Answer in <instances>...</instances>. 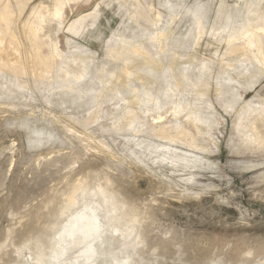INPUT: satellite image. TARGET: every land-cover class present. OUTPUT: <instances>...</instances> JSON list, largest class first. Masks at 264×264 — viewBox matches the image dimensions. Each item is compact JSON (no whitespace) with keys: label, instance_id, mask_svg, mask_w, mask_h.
Segmentation results:
<instances>
[{"label":"rangeland","instance_id":"obj_1","mask_svg":"<svg viewBox=\"0 0 264 264\" xmlns=\"http://www.w3.org/2000/svg\"><path fill=\"white\" fill-rule=\"evenodd\" d=\"M6 9L0 49L50 73L0 68V264H57L49 255L86 201L118 260L264 264V64L230 52L225 30L264 20V0H0ZM185 64L201 83L183 80ZM225 75L240 87H218ZM99 187L121 206L114 216Z\"/></svg>","mask_w":264,"mask_h":264},{"label":"bare ground","instance_id":"obj_2","mask_svg":"<svg viewBox=\"0 0 264 264\" xmlns=\"http://www.w3.org/2000/svg\"><path fill=\"white\" fill-rule=\"evenodd\" d=\"M8 13H9L8 9H6L4 13H0V28L3 27V29H0V44L1 45H3V43H5V42H8V36H7L8 26L6 23L7 22L6 20L8 18V16H7ZM52 16L54 18L55 17L56 18H62L64 16V14L59 8H57L54 11V13L52 14ZM81 19H83V17H81L78 20H75L68 27V30H70V31L73 30L77 21H79ZM195 19H196V24L200 25L202 23V21H201L202 17L200 15H197V13H195ZM43 21H44V19L38 18L32 25L28 26L27 30L29 31V34H30L29 39H30V43H31V50L37 51V49L39 47L38 43H39L40 37H39L38 24L40 22H43ZM225 30L229 31V38L227 40V44H228V49L230 52L245 51L248 54L254 55L255 59L259 63L264 64V20H261L259 22H253V20L249 19V17H245L241 24H234V23H231L230 21H228L227 27ZM213 31L214 32L212 35L214 37L217 36L218 30H213ZM200 33H201V31H200ZM1 47L2 46H0V48ZM146 49H147L146 47H143L141 49H132L131 52L134 54V56L135 55L139 56L144 51L146 52ZM254 49H256L257 54L254 53V51H253ZM115 51L116 50H114L113 52H115ZM126 51L129 54L130 49H127ZM82 52H86V51L82 50ZM125 54H127V53L125 52ZM132 55H130V56H132ZM57 56H60L58 50H56V57ZM13 57L14 56L10 55V53H7L6 51H3L0 49V68L4 69L6 71H10L12 73L20 74V75L26 73L27 71H30L35 76L40 77L41 79L48 77V75L50 73V67L49 66L48 67L45 66L40 71H38L36 69L35 63L31 62L30 68L28 69V66L24 67L23 64L20 65L19 62ZM49 58H51V57H49ZM150 58H153V57H150ZM143 59H144V57H143ZM156 59H157V57H156ZM147 61H148V59H147ZM144 64L146 65V63H144ZM242 65L243 66L246 65V68L243 72H241L239 74L241 76H243L249 72V67L252 65V63H251V61H249V59H246V60L242 61ZM148 66H149V64H148ZM226 66H228L231 70H233L235 72H240L238 66H236L235 63H226ZM201 68H203V71L198 68V70L201 72H204L205 70H207L206 63H202ZM182 69H184V71H185V73L183 75V78H184L183 80H185L186 83L194 82V84H198V83L202 82V79H203L202 76L193 73L191 70L192 69L191 66L186 65L184 68L182 67ZM168 71H170V69H168ZM255 72H256V70H255ZM166 73L167 72H164V75ZM179 73H180V71H179ZM181 74H183L182 71H181ZM239 81H237L233 77H229V75H228V77H226V75L224 77L219 76L217 78V85H218V87L226 86L227 88H229L231 90H235L238 86L240 87ZM183 83H184V81H183ZM183 87H184V85H183ZM185 87H184V89H185ZM186 89H187V87H186ZM219 93L221 94L220 91H219ZM234 93H235V91H234ZM224 95H227V94H224ZM248 108L250 109V106H248ZM256 110L260 111V109H256ZM256 110H253L252 112H255ZM243 112H245V111H243ZM243 112H241L242 115H243ZM263 112H264V110H263ZM259 117H261V116H259ZM253 136L255 137V135H253ZM163 137L169 138L166 135H163ZM261 138H262V136H261ZM262 144L264 145V139H262ZM168 151H170V150L168 149ZM85 188L86 187H83L82 184L78 185V186H76L75 192H78V191L83 192L85 190ZM97 195L104 198L105 206H106L108 215L109 214L113 215L112 213H115V211L117 212V210H120L121 206L116 203L115 196L112 193H110L106 188L99 187L97 190ZM77 200L78 199L76 198V196L73 195L72 197H70L68 199L66 206L71 207V206L76 205ZM84 207H85V210L83 209L84 211L82 213L73 217V219L71 220V222L69 221L70 223L67 226L63 225L64 227H63V231H62L61 235L59 233L60 240L55 242V244L60 243L61 246L59 247V249L53 250L51 255H49L52 262L56 261L57 264H99V263L103 264V262L108 257H112L115 264H137L136 260L130 255H128V256L126 255L127 257L124 259L121 258L122 260H118L116 258V256L113 255L112 250L108 246V244H110L111 241L110 240H102V235L105 232V226L106 225L104 224L105 225L104 226L103 223L101 222V216L99 214V207L96 205L93 206V205L87 203V201L84 204ZM114 219L116 220V218H114ZM120 219L122 220L124 218L119 217L118 221ZM116 222L113 223V221H108L107 227L112 228L115 231H118V226L116 225ZM131 222L135 223V222H137V220L135 218H133V220H131ZM127 241H129V240H125V242H127ZM129 244L131 246H136L138 243L135 241H129ZM43 256H44V254H39L38 263H41Z\"/></svg>","mask_w":264,"mask_h":264}]
</instances>
